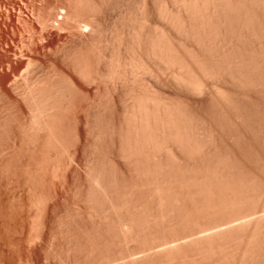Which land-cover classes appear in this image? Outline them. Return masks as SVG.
Returning a JSON list of instances; mask_svg holds the SVG:
<instances>
[{
  "label": "bare ground",
  "instance_id": "6f19581e",
  "mask_svg": "<svg viewBox=\"0 0 264 264\" xmlns=\"http://www.w3.org/2000/svg\"><path fill=\"white\" fill-rule=\"evenodd\" d=\"M133 1L87 2L99 27L79 75L100 84L136 81L127 82L120 106L110 97L114 106L96 110L99 148L80 186L90 211L75 214L89 223L61 224L58 257L63 264H264V0H156L162 25L151 20V0ZM116 5L125 11L109 29L100 18ZM142 76L155 84L140 80V87ZM51 82L32 88L33 127L47 131L31 138L68 152L72 135L61 144L54 113L74 83Z\"/></svg>",
  "mask_w": 264,
  "mask_h": 264
},
{
  "label": "rangeland",
  "instance_id": "374dc122",
  "mask_svg": "<svg viewBox=\"0 0 264 264\" xmlns=\"http://www.w3.org/2000/svg\"><path fill=\"white\" fill-rule=\"evenodd\" d=\"M88 1L0 0V259H2L0 260V264H61V262L63 264V261L60 260L61 258L58 257L63 247L62 244L64 243L62 240L64 235L60 230L62 227L61 224L69 221H73L75 223L78 222L80 224H84V222L89 223L85 221L88 216L80 218L79 215L76 216L75 214L80 210L84 215L85 213L87 215V212L90 211L86 208L85 201L83 200L84 198L80 192V186L84 183L85 173L87 172L89 166V159H91L93 154L97 153L99 148L94 141L95 137L92 129V126H94L95 113L101 105L102 108H105L104 104L109 101L111 102V98L112 103H117H114L115 106H120L121 102L118 97L121 99V93H123L128 86L129 87L127 89L130 90L132 87L130 84L134 79H129V81H127H131L129 84L127 82L125 83V81L128 80L127 78L126 80L122 79L120 81L122 85L119 83L121 87L118 85V81H113L111 82L112 84H109V79L107 80L108 82H104H107V86L109 84L113 87L111 88L108 86L110 89H107L104 82V85L98 82L99 85L96 86L98 84L97 81L93 82L92 79H83V77L79 75L78 68L76 67L81 64L82 66L84 64H88V60L90 62V59L92 58L91 50L95 48V39H97L96 34H98L96 31L98 32L97 28L99 27L97 26L99 21L95 20L99 17H96L94 14L92 15V13L90 14L87 7ZM136 1L137 0H134L133 2ZM155 4L156 0H151L149 5L151 9V20L155 24L162 25V23H160L162 21H159L157 12H155ZM118 5V7H120L121 3ZM118 7L116 5L117 9L114 7V9L112 8L113 10H107L105 16L100 18V22H102L104 26H109V29L111 28L110 24L112 23L111 25L113 27V23L115 24L116 21H119V16H121L125 11L120 12L122 8ZM127 8H129V6ZM126 11L128 14L130 13L129 9H126ZM128 14H126V16ZM93 17H95L94 20ZM120 22L121 21H119V24ZM88 24H92V26H89ZM117 24L118 22L116 25ZM104 26L103 28H105ZM83 58L84 60H88H85L86 62H84ZM140 77L136 82L137 85L141 82H144L145 85H149L150 83V85L153 86L155 84V79H151L150 81L148 77L142 76V78H145L146 81H149L146 83V81H143L144 79L142 80ZM67 78L70 82H72V84L74 83L73 85L75 90L72 91L74 93L70 92V95L67 94L68 98L65 97L66 99L64 98L63 100H60L59 105L57 106L58 108L56 109L58 112L54 110L55 116L52 115L54 117L57 115L55 122L52 120L55 123V127L58 123L56 130L58 133L62 131L60 133V136L62 135L61 137H63L61 138V144H68L69 137L72 135L71 141L74 142V145L73 143L68 145V150L70 152H63L61 149H54L51 146L47 147L44 145L46 147L45 148L43 147V144L40 145L39 141L36 143L31 138L36 131L40 135L41 132L46 134L47 130L44 129V131L43 129H35V123V126L33 127L34 121H32V119L34 120L35 112H33L28 106L30 103L29 97L33 96L35 88H39L40 85V87L47 86L49 83H52L51 81L59 82L67 80ZM43 81L45 82L43 83ZM134 82L133 85L135 84ZM117 86L120 88H117L118 90L115 88V90L114 87ZM136 86H134L133 89H138ZM139 86L144 87V84L142 86L141 83ZM164 87L165 86L160 88L161 91H163L166 95L173 97L175 90H171V88H169L171 91L170 93V91H168V87H165L167 89ZM114 91L115 93H112ZM118 91H120V93ZM27 93H29V96ZM127 95L128 93H126V97ZM97 102L98 105H96ZM112 103L109 104L111 105ZM109 104H106V109ZM114 104L112 105L114 106ZM45 118L46 120L44 121H47L49 118L52 119L49 114L41 116L38 119L43 121L42 119ZM56 120L58 122H56ZM21 123V128H24L27 133L24 130L22 132V129L20 130L17 128L18 124ZM17 130L19 132H17ZM15 133H17L18 136ZM14 134L17 138L12 137ZM73 135L75 140L78 139L76 140L77 142L73 139ZM47 155L52 156L48 159L49 156ZM116 161L121 166H125L123 159L116 158ZM254 166L255 164H253L252 167ZM126 170H128L126 171V183L129 182L128 184H131L132 182L133 184V180L130 178L134 175V172L131 167H129L128 160H126ZM128 172H130V174ZM258 174L259 177L264 178V175H261L259 170ZM48 193L49 195H47ZM42 197H44L45 200L42 199ZM41 200H43V202ZM126 245L131 246L132 244L128 243ZM79 263L83 264L82 261L74 264Z\"/></svg>",
  "mask_w": 264,
  "mask_h": 264
}]
</instances>
